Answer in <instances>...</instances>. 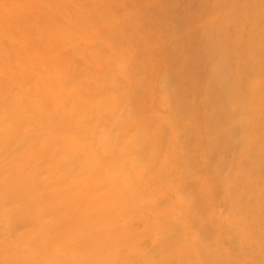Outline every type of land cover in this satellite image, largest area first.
<instances>
[{"label": "rangeland", "instance_id": "374dc122", "mask_svg": "<svg viewBox=\"0 0 264 264\" xmlns=\"http://www.w3.org/2000/svg\"><path fill=\"white\" fill-rule=\"evenodd\" d=\"M3 1L5 0H0L1 6H3ZM19 1L22 3L28 1L31 2L32 5L29 7L26 5H23L22 7L18 5L15 7L5 5V8L2 7L3 14L12 15L18 12V19L21 18L24 20H31L32 16H36L37 14L34 21V26H36V28L41 25L46 26L45 29L43 28L44 30L42 29L44 32H55L58 36L62 35L65 40H62L63 38L59 37L60 39H58L60 42L58 43H53L52 41L51 44H48L45 42L43 43L44 46L41 45L40 47H38L37 44L33 46V44L31 45L33 48L30 46V44L27 43L25 46H23V48L25 49V51H23L24 58L19 59L11 53L7 54L3 58L2 65L0 66V113H5L4 117L0 119V125L3 129L5 127L9 129L12 128V125L16 124L18 125L19 129L16 131L11 129V134L8 137H2L0 135L1 153H8L14 157H18L21 154L26 157H29L31 155L30 153L23 154L17 149H15L16 151H12L13 147L7 146V142H11V136H13L14 132L16 134V138H21L25 134L29 135L30 133H36L39 131L36 123L33 122L30 125L29 122L31 121H27L25 119L27 116L26 111L28 110L29 105L21 111L18 110V108L14 110L7 104L9 102L10 104L13 102L14 106L25 103L31 105L32 102L40 100V103H37V106L41 112L45 113V123L43 124V131H40L42 132V136L38 137L37 135L35 140L33 139L30 142H49L50 144L55 145L54 148H56L59 152H64V154L68 155V158H60L57 161L63 162L65 160H69L71 162V165L74 167L73 171L67 170L64 173V179L71 178L73 176H82L81 169L83 167L89 168V170L91 171V166L89 163L95 162L100 157H104L107 160H109V158L114 160L119 157V161L123 166L122 171L125 173L123 176V180H121V184L124 185V187H121L122 192L114 193V195L109 197L108 200L112 203L120 204V206H133L139 210L144 207V213L146 217L145 221L147 222V226L152 228V231H155V233L159 234V228H157L158 224L156 222V218L161 215V213L163 212V208L153 211L155 209L153 204L155 202V199L153 195H149L148 190L145 189L146 187L144 183L146 182V180H144L143 177L147 176L146 178L148 179H154L152 177L157 175L158 170L150 171L148 175H140V173L133 172L134 166L136 165V163L138 164L137 157L142 158V155L140 153H137V151H141L142 153H144L145 156H148L151 161L157 160V169H165V173H162L163 181L160 177H158V180L156 181H161V185L159 186L161 188L168 189L164 182L169 185V192L173 193V199H175L176 195L183 201L200 200L202 201L204 208L209 212L206 215H211L215 219H222V217L232 218L233 216L239 217V212L232 208L231 205L234 204L233 202H239L240 197H238L237 200L233 199L226 208L224 207V198L229 189H239L245 183L244 181H238L237 179L233 178L236 172H238L239 170L250 172V169L252 170L253 174L257 172V164L255 162L251 163L250 160L242 155V153H245L247 147L250 146L249 144L251 143H245L244 141H241V143H239L240 148H232L230 152L228 151L229 153L222 151V149L219 150V146H217L218 148H216V146L213 145V148L215 149H209V152L212 153V156L207 154L209 152L200 150L198 143H194L195 147L200 151L196 150L197 152L195 151L191 154H186L183 148L179 147L186 146V143H184L186 142V139H183L182 131L186 130V127L188 126L189 128H193L195 125L194 122L197 123L199 120V116L197 117V115L193 120L191 119L190 121L187 117L193 115V113L196 114V112L201 114L204 113L206 105L198 101L194 104V101L192 100L194 98L191 97L190 99H188V108L186 107L187 109L179 108L177 105L178 100L176 98V91L172 90L175 93V97H172L169 93V97L175 99V103V101L165 98V93L164 96L161 95L160 92L167 89H162L159 92V89L156 87L155 79L161 78L163 80L165 79V77H167L165 73L162 72L164 66L169 62V60H167L168 57H166V53L171 46L169 44V41L167 39H164V36L167 37L169 31L166 25H157L153 22L152 24L146 22L144 23V25L146 24L145 26L149 28L153 26L155 28L153 30L162 35L160 38L161 41L159 42L148 40L149 42L144 45V49L140 54L141 56L136 55L132 49H129L127 47L125 39H122L121 37L119 39L114 38V34H118L121 29L119 25V18L121 15L119 10L117 9L118 2L124 1V4L126 3L128 7L132 9V14L129 19V25L134 26L136 24L135 13L137 15H140V13L147 12L149 10V6L147 5V3H145V1ZM158 1L160 4L165 3L169 8L165 13L162 14V16H166V18L171 17L173 19H176L177 17V21L180 27L186 25H190L193 27V25H191L193 22L192 12L183 11L180 6V0H169L168 3H166L167 0ZM189 2L190 1L187 0V3ZM41 5H43L42 8H40ZM207 5L205 6L206 9L202 7L203 11L201 13H203L202 15L204 16V19L207 16L211 17V19L214 20L218 17L217 14L221 12L222 8H217L215 10L212 9L213 11H208ZM232 5L237 6V3H233ZM248 8L249 7H247L246 9ZM196 10L198 13H200L201 9L197 8ZM78 17H81V19ZM112 19H114V23H111ZM50 20L56 21L57 23H53V21L48 23V21ZM208 21L209 20L204 21V25H208ZM1 22H12V19L4 18ZM160 23L164 22L161 21ZM210 23L212 24L211 21ZM196 27H193L191 29H193L194 32H198V27ZM224 29L226 31L225 34L227 35H229L228 31H232L228 28V26H225ZM207 30L210 31L211 29ZM18 32L19 34H25L28 32V29L20 28V31ZM108 32L110 34H113V36L107 38L105 34ZM177 34L186 36L187 31L181 30ZM199 34H204L201 36L207 37L206 33L203 31ZM210 36H212V34ZM107 40L109 41L110 45L108 44ZM183 41L185 43V46L190 45L187 40ZM4 45L5 44L0 43L1 48H3ZM89 45L91 46V50L88 51L87 47ZM196 48L202 47L199 45ZM96 49H98V51H96ZM145 51H147V53ZM104 53H112L114 55L110 58L109 61L103 62ZM39 59L42 60L40 63H37L36 60L40 61ZM24 61L27 63H25ZM46 64L53 65L54 69L47 72L45 67H42ZM198 67H200V69H198ZM205 68L206 65L198 64L197 71H199V73H204ZM232 68L233 67L231 65V67H229L230 74H232ZM239 75L240 74L235 75L230 83L236 85L234 88V92H238L241 95H245V97H247L246 95L248 94L250 89L246 84V80L243 78V76L239 77ZM197 83L198 82L195 81L192 84L194 86ZM30 88H32L31 93L28 92ZM170 91L171 90H168L166 92L168 93ZM188 93L189 91H185L184 95L188 97ZM8 97H10L11 99H7ZM104 97L106 100H113L114 102L118 103L121 108L116 110L108 109L106 111H103L102 115L100 113L86 110L88 103L99 100V98L103 99ZM234 100H240L241 102V104H237L240 107L237 118H240L241 116L245 115V112H243L242 110L246 108V99H244V97L241 98L237 96L236 98L234 97ZM73 102H76L79 112L84 118L81 122L70 117L69 112L72 109L71 103ZM228 103H231V101L226 100L222 102L223 105H227ZM234 104L235 103H232L231 105ZM31 106H33L34 109L35 104ZM56 110L63 115H60L58 120L53 118V128L51 124L52 115L49 112H56ZM172 112H174V114ZM177 115L185 116V119L182 118L180 120V128H176L174 126V124H177ZM129 116L132 117V120L128 122L125 121V117ZM153 118H155V121L157 122L160 120L163 124V127H157V125H155L154 127H157L156 131L160 133L164 129L166 133V135L163 136L162 140L161 135L157 137V143H155L156 148L154 150L150 148L151 145L145 147V151L141 150V143H123V145L125 146L124 148L115 150V148H117L118 138H120L123 142H127L128 140L130 142L138 139L134 136L135 134L140 135V131L135 132L132 128V126L134 125H138L144 128V131L141 132L142 134L140 136L143 137V134L154 136L152 135V133H149L151 132L149 128L153 125ZM263 122L264 121H259L258 125H261ZM72 126H75L77 129L75 131L71 129V131L67 132L68 134H65L60 140L53 136V131L57 130V128L59 129L57 130V132L60 133V131H67V129H70ZM247 131H249L248 128H240L238 130L234 129L232 131L231 139H236L242 133L245 134ZM106 132L110 134L108 143L102 141ZM98 137H100L101 140ZM199 138L203 140V135L199 136ZM97 139H99V142L101 141V143H96ZM176 139L181 141L179 145H177ZM74 140L79 143H68L69 141ZM99 144L101 145L98 146ZM189 144L192 145L193 143ZM75 147H79V150H74ZM105 147H107L108 151H104ZM216 149L217 151H215ZM253 150L254 160L258 161L260 159H264V143H259L258 145L257 143H255ZM238 154L241 160H244L249 164L251 163L248 168L241 169L237 166ZM195 158L198 159L199 164L207 163V173L201 174V172L199 171H194L193 169L188 168L191 170L189 177L196 180L198 182V185H196V183L192 188L186 189L184 183L180 179H178L179 177L176 175V172L178 171V165L180 167L183 163L193 164V162L196 161ZM202 158H204V160ZM30 161L35 162V167H32L34 168V170L38 171L37 176L31 179L27 178V175L30 171L33 170H31L28 166H20V164L17 163L7 164L8 162L6 160L0 159V167H18L19 173L23 174L24 176L23 179L18 178L19 180H17V177H8L7 174L3 173L1 178L5 181H16L20 187L22 185L33 186L36 184L34 190H31V188L27 189V193H25V197H23V199H20L17 196L13 200H15L14 204L17 206L15 212H28L29 216L26 217V220L31 222L33 225H39L41 227L37 228L36 230L38 231L42 242L38 243L36 246L31 241L27 242L26 240L18 243L19 241H21L20 239L22 237L25 238L26 233H28L27 231H29L28 226L26 225L27 222L25 221L26 224H21L20 222L16 221L17 219L15 217H1L0 245H4V250L6 251L1 250L0 256L5 257V254L9 253L12 254L14 261H17V259H19L17 257H28L30 260L35 262V264H49L53 263V261L48 256V254L44 252L43 245L48 242L53 243V240L50 239V236L47 232L44 233L41 222H47L54 218L57 219V205H63L66 203L68 194L67 190L65 189H68L70 182L63 181L64 179L62 180L60 178L63 173H47L43 167V160L34 158ZM236 161L237 165L235 163ZM230 163L235 165L234 169L235 167H238L236 172H232L233 165H231ZM227 166L229 169L226 168ZM182 168L184 167L182 166L180 170H182ZM262 171L264 172V168ZM231 172L232 174H230ZM53 176L55 178L58 177L59 180L55 183L46 184L48 185V187H43L45 182L50 179L47 177ZM207 178L215 180L217 178L218 180H230L228 181L227 186H221L219 181H217L218 183L215 184L207 183V185L203 188L210 196L206 197V194L202 192L203 189L202 187H200V185H202L201 182H203V179ZM75 180H77L78 183L80 182L79 177H76ZM256 185L257 186L253 190L262 191L263 193L260 197H257L254 193L250 194L251 200L257 201L255 209L250 211L251 216H255V218L253 219V221H247L242 229L233 231V233L236 237H240L244 241L245 246H247V243L252 241L254 243L252 245V249H254V251L251 252V255H255L257 257L259 251H262L264 248V231H259V233H254V236H251L250 232H246L244 230V228L247 226H255L264 223V218L258 217V214H260L261 210L264 209V181H258ZM107 186L111 189H114L116 185L112 182H107ZM47 188H49L50 192L59 194H61L62 191L65 190L66 193L62 195V202H49V196L45 195L49 193V191H47ZM135 188L138 190L140 189L143 192L141 199L139 196L134 194ZM30 196L39 197V200L43 202V205L41 204L37 206V209L41 213L42 211H45V217H42V219L40 218L39 213H37V210L34 208V202L32 205L29 199ZM169 200H171V198ZM19 201L23 202L22 207H20ZM160 202L162 204V201ZM205 202L207 203V205L205 204ZM161 204L158 202L159 206H162ZM4 210L5 208H3L0 203V214H2ZM196 213L197 209H195V215ZM43 215L44 214L42 213L41 216ZM121 215H125L123 209L118 212V217H120L116 218L118 221L122 220ZM207 216L205 217L207 218ZM262 216L264 215L262 214ZM66 217L68 216L66 215ZM68 220L69 221H66V223L71 222L74 224L75 222L71 221L70 218ZM177 222L179 225V230H177V233L181 235L183 234L184 236H190L189 238L195 244L194 246H191L189 242L184 243L183 241H175L178 245H173L172 248H176V250L178 249V253L180 250L187 249L185 264H203L205 263V261L207 264H219L218 262L223 260V256L226 257L228 255H231V258L234 260V258L245 254L244 252H238L237 255L231 254V245L229 244V242H227V238H229L230 236L227 237L222 230L219 231V229L214 226V223H211L209 225L205 232V236H200L202 235L200 233L192 238L191 232H193L194 230L188 228L189 224L187 226V223L182 219ZM118 226H122V222H119ZM184 226L187 227L183 229ZM58 233L61 234L62 229H59ZM82 234L83 231L77 232L74 237L65 235L63 241L70 242L75 240L76 238V240H80V243L87 249L93 250L94 252L101 250L98 246V242L101 243L99 237H95L93 235L94 237L86 236V238H79ZM219 235H221L224 239L218 240V238H215ZM129 238L136 241V243L130 240V242L122 246V248L120 249L121 251H119L124 258L128 259L129 264H150L149 262H152V264H157L162 260L164 255V248L162 249L161 247L147 250V246L153 241L152 234H145L144 236L138 237H133V235H130ZM63 241L61 245H66V243ZM234 243L236 245L234 244V246L232 247V251L236 246H238L236 242ZM56 244V242L53 243V245L55 246ZM90 246L94 249H91ZM69 254L76 255L73 251H70ZM144 256L148 258V261L143 260ZM165 263L175 264V259L166 258Z\"/></svg>", "mask_w": 264, "mask_h": 264}, {"label": "bare ground", "instance_id": "6f19581e", "mask_svg": "<svg viewBox=\"0 0 264 264\" xmlns=\"http://www.w3.org/2000/svg\"><path fill=\"white\" fill-rule=\"evenodd\" d=\"M143 1L147 3L149 10L147 12L140 13V15H137L133 11L136 15V24L134 26L129 25L132 9L129 8L126 3L124 4V1L118 2L117 9L121 15L119 18V25L121 29L118 34H114V38L119 39L121 37L122 39H125L127 47L132 49L136 55H140L144 49V45L149 42L148 40L159 42L161 41L160 38L162 35L153 30L155 29L153 26L149 28L145 26L146 24L144 25V23L146 22L152 24L153 22L157 25H166L169 31L167 37L164 36V39H167L171 46L166 53V57H168L167 60H169V62L164 66L162 72L165 73L167 77H165L163 80L161 78L155 79L156 87L159 89V92L162 89H167L161 91L160 93L162 96H164L165 93L164 97L173 101H175V99L169 97V93L172 97H175L174 91H176V98L178 100L177 105L179 108L187 109L188 99L191 97L194 98L192 99L194 104L198 101L206 105L204 113L201 114L196 112V114L193 113V115L187 117L190 121L191 119L193 120L197 115V117L199 116V120L197 123L194 122L195 125L193 128H189L188 126L186 127V130L182 131L183 139H186V142H184L186 143V146L179 147L183 148L186 154H191L192 152L198 150L194 143H198L200 150L206 152H209V149L214 150L215 148H213V145H215L216 148L219 146L218 149H222V151H225L226 153H229L232 148L239 149V143H241V141H244L245 143H251L249 144L250 146L247 147L245 153H242V155L250 160L251 163L255 162L257 164V172L253 174L251 169L250 172L242 170L236 172L238 167L241 169L248 168L251 164L241 160L238 154V165L237 161L235 162L238 167H235L234 169L235 165L230 163L233 165L232 172H236L233 178L237 179L238 181H244L245 183L239 189H229L224 198V207L226 208L233 199L237 200L238 197H240L239 202H233L234 204L231 205L232 208L239 212V217L233 216L232 218L222 217V219H215L211 215H206L209 212L204 208V205L200 200L183 201L176 195L175 199H173V193L169 192V185L164 182L168 189L161 188L159 187L161 185V181H156L158 180V177L162 178L163 181L162 173H165V169H157V160L151 161L148 156H145L144 153L137 151V153L142 155V158L137 157L138 164L136 163L134 166L133 172L140 173V175H148L150 171L158 170L157 175L152 177L154 179H148L146 178L147 176L143 177V179L146 180L144 183L146 187L145 189L148 190V194H152L155 199V202L153 203L155 209L153 211L163 208L161 215L156 218L159 234L155 233V231H152V228L147 226V222L145 221L146 217L144 213V207L139 210L133 206H120V204H115L108 200V198L113 196L114 193L122 192L121 187H124V185L121 184V180H123L125 173L122 171L123 166L119 161V157L114 160L111 158L107 160L104 157H100L95 162L89 163L91 166V171L89 168L83 167L81 169L82 176H73L71 178L64 179V173L67 170L73 171L74 167L71 165L69 160H65L63 162L57 161L60 158H68V155L64 154V152H59L56 148H54L55 145H52L49 142H30L33 139L35 140L37 135L38 137L42 136V132L40 131H43L45 113L41 112L37 106V103H40V100L31 103V105L35 104L34 109L33 106L26 103L15 106L13 102L11 104L10 102L7 104L10 108H13L14 110L18 108V110L21 111L29 105L28 110L26 111L27 116L25 119L27 121H31L29 122L30 125L33 122L36 123L39 131L36 133H30L29 135L25 134L21 138H16V134L14 132L13 136H11V142H7L8 147H13L12 151H16L15 149H17L23 154L30 153L31 155L29 157H26L22 154L18 157H14L8 153H1L0 151V159L6 160L8 162L7 164L17 163L20 164V166H28L31 170H33L27 175V178L29 179L37 176L38 173V171L34 170L33 168L35 167V162H31L30 160L34 158L41 159L43 160L44 170L47 173H63L60 178L62 180L64 179L63 181L70 182L68 189H65L67 190L68 194L66 203L63 205H57V211L59 212L56 213L57 219L54 218L47 222H41L44 233L47 232L50 236V239L53 240V243H57L56 246L49 242L43 245L44 252L47 253L53 261V263L49 264H129L128 259L124 258L119 252L121 251L120 249L122 246L130 242V240L134 241L133 239L129 238L130 235H133V237H138L144 236L145 234L153 235V241L147 246V250L161 247L162 249L164 248L163 258L157 264H166V258L175 259V264H185L187 249L180 250L178 253V249L176 250V248L172 247L173 245H178L175 241H183L184 243L189 242L191 246H194L195 244L189 238L190 236H184L183 234L181 235L177 233V230H179L177 221L181 219L187 223V226L189 224L188 228L194 230L191 232L192 238L200 233L202 234L200 236H205V232L209 225L214 223V226H216L219 231L222 230L227 237L230 236L227 238V242H229L231 245V254L237 255L238 252L245 253L238 256L237 258H234V260L231 258V255L226 257L223 256V260L219 261V264H264V248L262 251H259L257 257L255 255H251V252L254 251V249H252V245L254 243L251 241L247 243V246H245L244 241L240 237H236L233 233V231L242 229L247 221H253L255 218V216H251L250 211L255 209L257 201L251 200L250 194L254 193L257 197H260L263 193L262 191L253 190L258 185H256L258 181H264V172L262 171L264 168V159H260L258 161L254 160L253 148L255 143H257V145L259 143H264V122L261 125H258L259 121H264V0H208L209 4L207 3V0H189V3H187V0H180L181 9L183 11L192 12L193 22L191 25H193V27L197 26L198 32H194L193 29H191L193 27L190 25L180 27L177 17L176 19H173L171 17L166 18V16H162V14L169 9L168 5L165 3L160 4L158 0ZM168 2L169 0H167L166 3ZM233 3H237V6H233ZM5 5L12 7L17 5L22 7L23 5H26L29 7L32 5V3L28 1L22 3L19 0H5L3 1V6L0 4V43L5 44L3 48L0 47V66L2 65L3 58L9 53L13 54L19 59L24 58L23 51H25V49L23 46H25L27 43L30 44V46L33 44V46H35V44H37V46L40 47L45 42L48 44H51L52 41L53 43H58L60 42L59 37L63 38L62 35L58 36L55 32H44L43 30L46 28V26L41 25L36 28V26H34V21L37 14L36 16H32L31 20H24L21 18L18 19V12L12 15L3 14L2 7ZM206 5L208 6V11L222 8L221 12L217 14V18L213 20L211 17L206 16L204 19V16L202 15L203 13L201 12L203 11L202 7L206 9ZM42 7L43 5L40 6V8ZM247 7L249 8L246 9ZM197 8L201 9L200 13L197 12ZM4 18H11L12 22H1ZM78 18L81 19V17ZM207 20H209L208 25H204V21ZM52 21L53 20H50L48 23ZM161 21L164 23H160ZM53 23L57 22L53 21ZM111 23H114V19L111 20ZM225 26H228V28L232 30L231 32L228 31L229 35L225 34ZM20 28H26L28 29V32L25 34H19L18 31H20ZM207 29L211 30L208 31ZM181 30L187 31L186 36L177 34ZM200 30L205 32L207 37L201 36L204 34L200 35L199 33L202 32ZM211 34L212 36H210ZM105 36L108 38L113 36V34L108 32L105 34ZM62 40L65 39L63 38ZM183 40H187L190 45L185 46ZM107 42L110 45L108 40ZM199 45L202 48H196ZM87 49L88 51L91 50V46L89 45ZM96 51H98V49H96ZM145 52L147 53V51ZM103 55V62H107L111 57H113L114 54L104 53ZM41 60H36V62L40 63ZM198 64L206 65L204 73H199V71H197ZM231 65L233 67L231 70L232 74H230L229 71V67H231ZM42 67H45L47 72L54 69V66L51 64H46ZM198 69H200V67H198ZM237 74H240L239 77L243 76L250 89L246 95L247 97H245V95H241L238 92H234L236 85L230 83L233 77ZM195 81L198 83L193 86L192 83ZM168 90L171 91L167 93L166 91ZM185 91H189L188 97L184 95ZM28 92L31 93L32 88H30ZM237 96L241 98L244 97V99H246V108L242 110L245 112V115L241 116L240 118H237L240 108L237 104H241V102L240 100H234V97L236 98ZM7 99L11 98L8 97ZM226 100H230L231 103L223 105L222 102ZM232 103L235 104L231 105ZM71 107L72 109L69 112L70 117L81 122L84 118L80 114L76 102L71 103ZM119 108H121V106L118 103L114 102L113 100H106L104 97L103 99L99 98V100L88 103L86 110L100 113L102 115L103 111L108 109L116 110ZM4 113H0V119L4 117ZM49 113L52 115L51 124L54 128L52 121L53 118L58 120L59 116L63 114L59 113L57 110L56 112L52 111ZM172 113L174 114V112ZM131 116L125 117V121L128 122L132 120ZM176 117L177 124H174V126L176 128H180V120L182 118L185 119V116L177 115ZM153 119V125L149 128L151 132L149 133H152L154 136H148L144 134L143 137L140 136L142 134L141 132L144 131V128L134 125L132 126L133 130L135 132L140 131V135L135 134L134 136L138 139L130 142L129 140L127 142H123L120 138H118V144L115 150L124 148L125 146L123 143H141V150L143 151H145V147L151 145L150 148L154 150L156 148L155 143H157V137L161 135L162 140L166 133L164 129L160 133L156 131V128L159 126L163 127V124L160 120L157 122L155 121V118ZM155 125H157V127H154ZM240 128H248L249 131H247L245 134L242 133L236 139H231L232 131L234 129L238 130ZM11 129L16 131L19 129V127L18 125L14 124L12 125V128L8 129L5 127L3 129L0 125V135L2 137L10 136L12 131ZM71 129L75 131L77 128L72 126L70 129H67V131H60V133L57 132V130H59L57 128V130L53 131V136L60 140L65 134H68L67 132H70ZM202 135L203 140L199 138V136ZM98 138L101 140L100 137ZM99 139H97L96 143H101V141L99 142ZM109 139L110 134L106 132L102 141L108 143ZM176 142L177 145L181 143V141L178 139H176ZM68 143L79 142L74 140L69 141ZM189 143L193 144L191 145ZM100 145L101 144L98 146ZM74 150H79V147H75ZM104 151H108L107 147L104 148ZM215 151H217V149ZM207 154L212 156L211 152ZM202 159L204 160V158ZM195 160L196 161L193 162V164L183 163L180 167L178 165V171L176 172V175L179 177L178 179L184 183L186 189L192 188L196 183V185H198L196 180L189 177L191 170L188 168H191L194 171H199L201 174L207 173V163L199 164L198 159L195 158ZM182 166L184 168L180 170ZM226 168H228V166ZM232 172L230 174H232ZM3 173L7 174L8 177H17V180L23 179L24 177L23 174L19 173L18 167H0V203L1 206L5 208L4 212L0 214V218L15 217L17 219L16 221L20 222L21 224H24L26 221L27 224H25L28 226L29 231H27L28 233H26L25 238L22 237L20 239L21 241L18 243L26 240L27 242L31 241L36 246L38 243L42 242L39 233L36 230L37 228L41 227L39 225H33L31 222L26 220V217L29 216L28 212H15L17 206L14 204L15 200H13L17 196L20 199H23V197H25V193H27V189L31 188V190H34L36 184L33 186L22 185L20 187L16 181L3 180L1 178ZM76 177H79V183L77 180H75ZM47 178L50 179L45 182L43 187H48L46 184L55 183L59 180L58 177L55 178L54 176ZM229 180L230 179L218 180L217 178L215 180L207 178L203 179V182H201L202 185H200V187H202V192L206 194V197H208L210 195L203 188L207 185V183L215 184L218 183L217 181H219L221 186H227ZM107 182L114 183L116 185L114 189L108 187ZM65 190L59 194L50 192L49 188H47L49 193L45 195L49 196V202L60 203L62 202V195L66 193ZM134 194L139 196L141 199L143 192L140 189L138 190L135 188ZM170 198L171 200H169ZM29 199L32 205L33 202L35 203L34 208L37 210V213H39L40 218L42 219V217H45V211H42L44 215L41 216L42 213L37 209V206L43 203L41 200H39V197L30 196ZM160 201H162V204ZM158 202L162 206H159ZM19 204L20 207L23 206L22 201H19ZM205 204L207 205L206 202ZM121 209H123L125 215H121L122 220L118 221L116 218H120L118 217V212H120ZM195 209H197L196 215ZM261 213L264 215V209L261 210L260 214H258L259 218H264ZM66 215L68 217H66ZM204 215L207 216V218ZM69 218L71 221H75L74 224L71 222L66 223V221H69ZM119 222H122V226H118ZM187 226H184L183 229ZM58 228L62 229L61 234L58 233ZM244 230L246 232H250L251 236H254V233L264 231V223L255 226H247L244 228ZM80 231H83V234L80 235L79 238H86V236L92 237L93 235L95 237H99L101 243L98 241L97 242L99 249L101 250L94 252L93 250L87 249L80 243V240L77 241L76 238L70 242L63 241L65 235L74 237V235ZM215 238H218V240L224 239L221 235L216 236ZM62 241L65 242L66 245H61ZM134 242L136 243V241ZM234 242H236L238 246H236L232 251V247L235 244ZM4 248V245H0V251L4 250ZM90 248L94 249L91 246ZM70 251L75 252L76 255H70ZM17 258L19 259L14 261L12 254L7 253L5 254V257L0 256V264H35V262L30 260L28 257ZM143 260L148 261V258L144 256ZM149 263L152 264V262ZM203 264H207L206 261Z\"/></svg>", "mask_w": 264, "mask_h": 264}]
</instances>
